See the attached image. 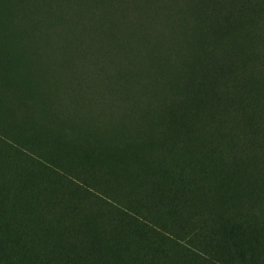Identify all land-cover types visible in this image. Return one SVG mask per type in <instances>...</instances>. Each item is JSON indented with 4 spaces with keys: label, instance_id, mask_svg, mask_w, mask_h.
<instances>
[{
    "label": "trees",
    "instance_id": "trees-1",
    "mask_svg": "<svg viewBox=\"0 0 264 264\" xmlns=\"http://www.w3.org/2000/svg\"><path fill=\"white\" fill-rule=\"evenodd\" d=\"M0 264H264V0H0Z\"/></svg>",
    "mask_w": 264,
    "mask_h": 264
},
{
    "label": "rangeland",
    "instance_id": "rangeland-1",
    "mask_svg": "<svg viewBox=\"0 0 264 264\" xmlns=\"http://www.w3.org/2000/svg\"><path fill=\"white\" fill-rule=\"evenodd\" d=\"M75 15V14H74ZM80 18V15H78V16H75V23H79V21H82L81 22V25L79 24V27H77V29H75V32L73 33V34H71L70 36H68V38L70 39V40H67V39H63V40H61L62 41V43H66V44H68V45H71V48H77V41H78V39H79V37H80V35L83 33V29H84V24H85V22L88 20V19H85L84 21H83V19L81 20V19H79ZM102 21H104V20H102ZM102 21H99L100 22V24L101 25H99V26H101V28L104 30L105 29V25L103 24V22ZM80 27H81V29H80ZM132 31V33L134 32V30H131ZM136 32V31H135ZM140 37V36H139ZM138 37V38H139ZM138 38H137V40H138ZM141 39H143V44H142V47H140V50H141V54H138V55H143V57H144V55H146V56H149V57H152V56H155V54L154 53H156V51H158V49L160 48V47H162L163 45H164V39H161V38H158L157 40L155 39V38H153L152 37V39H144L143 37H140V40ZM49 40V39H48ZM47 40V41H48ZM93 40H94V38H93ZM92 40V41H93ZM104 40H105V38H104ZM134 40H136V38L134 39ZM136 40V41H137ZM149 42H148V41ZM150 41H153V42H151L150 43ZM137 44V42L135 43V45ZM147 45L150 47V49H148L147 48ZM127 46H129V47H131L130 49H134L130 54H133L134 53V51H135V48H133L134 46H131V45H127ZM127 46H125V47H127ZM115 47H117V46H115ZM151 47H153V48H151ZM91 49V48H90ZM122 49H124L123 47H122ZM151 50H152V52H151ZM162 50V49H161ZM74 51V53H76V54H78L77 52H76V50H73ZM91 51H92V49H91ZM92 53V52H91ZM126 54H127V56H125V60L123 59V62L124 61H126L127 62V59L126 58H128V53L129 52H125ZM93 54V53H92ZM93 56L94 57H99V52H97L96 50L94 51V54H93ZM72 57H73V59L71 60V63L74 61V58H77L76 57V55H72ZM94 59V58H93ZM97 61V60H96ZM94 62H91V63H89L86 67H85V69L84 70H88V71H90L89 72V74H88V76L90 77V75H91V78H93L94 77V66L95 65H97V64H93ZM104 64V63H103ZM118 64V65H117ZM102 65V64H101ZM117 66H121V64L120 63H118V62H116V64L113 66V68H116ZM102 67L103 68H105L106 67V64H104V65H102ZM96 74H97V72H95V76H96ZM103 74H105V71H103ZM105 76V75H104ZM90 78V79H91ZM115 84L114 85H117V86H120V83H117L116 84V81L114 82ZM119 89V88H118ZM117 90V89H116Z\"/></svg>",
    "mask_w": 264,
    "mask_h": 264
}]
</instances>
